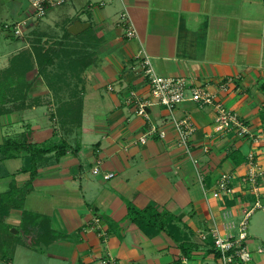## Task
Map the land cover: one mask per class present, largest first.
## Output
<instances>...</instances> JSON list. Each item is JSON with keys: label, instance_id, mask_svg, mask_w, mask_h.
I'll list each match as a JSON object with an SVG mask.
<instances>
[{"label": "crops", "instance_id": "0c3cea01", "mask_svg": "<svg viewBox=\"0 0 264 264\" xmlns=\"http://www.w3.org/2000/svg\"><path fill=\"white\" fill-rule=\"evenodd\" d=\"M64 5L66 13L54 25L68 31L75 21L83 24L72 35L87 66L66 74H39L34 67L24 75L29 88L0 115V143L6 137L38 146L66 143L62 154L38 156L32 180L21 171L24 156L0 160V194L13 187L21 197L4 217L21 238L8 262L103 264L112 257L114 264H183V258L184 264H219L211 237L200 235L213 228L221 236L237 235L244 210L252 205V197L242 192L252 143L234 133H213V109L191 101L172 110L152 106L149 119L137 115L131 93L144 97L149 85L133 68L134 54L143 49L159 76L183 78L215 93L257 130L264 119V0H69ZM122 11L136 30L133 38H125L118 23ZM12 38L21 44L0 71L27 47ZM227 78L234 84L220 92L218 85ZM183 117L196 127L190 154L174 126ZM151 124L165 136L139 143ZM258 161L264 168V144ZM95 166L98 174L92 172ZM222 172L234 176V197L205 194L204 187ZM108 173L113 176L106 178ZM129 206L167 213L173 228L142 229L131 220ZM22 211L32 217L24 226ZM95 215L105 236L89 228ZM246 232L253 257L245 264H264V254L256 252L264 247L263 209L248 215Z\"/></svg>", "mask_w": 264, "mask_h": 264}, {"label": "built area", "instance_id": "2783aa9c", "mask_svg": "<svg viewBox=\"0 0 264 264\" xmlns=\"http://www.w3.org/2000/svg\"><path fill=\"white\" fill-rule=\"evenodd\" d=\"M27 1L28 5L22 12V14L26 13V16L21 20L3 25L4 30L10 32L12 36H23L24 30L29 23L36 22L39 18L45 16L50 8L61 5L69 0ZM118 23L123 30L125 38L129 39L136 36V30L126 11L119 13ZM134 60L136 61V65L133 68L147 79L149 85V94L144 97H138L134 92L131 93L136 103L137 115L149 119L148 109L152 106H163L172 110L184 101H191L200 108L211 107L213 109V133H234L238 137L247 138L251 141L252 147L246 154L245 159L247 169L243 175L242 192L252 197V205L248 210H244V217L239 223L237 235L228 234L221 236L216 228L211 229L206 234L200 235L202 239H205L208 235L211 237V248L216 254L219 264H245L249 262L253 257V252L245 245L247 238V217L254 210H264V168L258 161L259 147L264 144V119L257 130H251L249 125L234 111L228 108L215 93L199 85H187L183 78L157 75L153 70L150 57L143 49L134 54ZM233 84L234 79L227 78L218 85V89L220 92H229ZM174 126L179 135L180 145L184 146L187 153L190 154L188 141L196 130L194 123L189 117H183L175 120ZM154 135L162 138L165 136V133L158 131L157 127L151 124L147 131L138 138V142L144 144L148 137ZM202 151L207 152L208 147L203 146ZM192 161L195 166H198V159L192 158ZM92 172L93 174H98L99 168L95 166ZM197 175L198 180L202 183L204 176L199 168L197 169ZM112 176L113 173L106 174V178H111ZM235 192L234 176L232 173L227 172L220 173L212 185L206 188L204 187V193L216 199L234 197ZM89 228L105 236V232L101 227V219L98 215L93 217ZM256 252L264 254V247L257 248ZM187 261V258H183V264L187 263ZM102 263L114 264L115 260L112 257L104 258L102 259Z\"/></svg>", "mask_w": 264, "mask_h": 264}, {"label": "trees", "instance_id": "16d2710c", "mask_svg": "<svg viewBox=\"0 0 264 264\" xmlns=\"http://www.w3.org/2000/svg\"><path fill=\"white\" fill-rule=\"evenodd\" d=\"M65 36L73 37L71 33L65 30ZM41 43V41L39 42ZM45 46L41 43L36 46H31L30 50L22 51L10 59V64L3 69L0 73V115L8 111L5 105L17 96L23 95L29 88V83L24 81V75L37 67L39 74H45L47 67L52 64L53 52L52 49H45ZM82 58L76 61H69L71 66H80L79 69L86 67L87 65L82 62ZM23 92V94H21ZM66 143L60 145L51 146H38L34 143H30L24 138L19 137H6L0 143V160L5 158H12L17 156H24V163L21 168L22 172H28L29 178L32 180L36 173L38 156L50 151H56V153L62 154L65 150ZM64 148V150L62 149ZM61 149V150H60ZM16 190L13 187H9L7 191L0 194V218H4L9 209L20 204L21 197L16 196ZM20 207V205L18 206ZM129 214L131 220L138 224L142 229H146L148 226L153 229L152 232H157L164 228H173L171 224L172 218L166 214H161L154 211L152 208L145 210H137L133 206H129ZM167 217V218H166ZM31 215L25 211H22L21 224L24 226L27 220L31 219ZM166 218V220H165ZM5 228L4 237L0 240V250L3 253L2 256L6 257L9 253V258L13 253L14 247L21 242V239L17 234H13L9 228L10 226H3ZM148 227V228H149ZM11 245V248L9 246ZM182 253L185 257H188L189 251L186 247L182 248Z\"/></svg>", "mask_w": 264, "mask_h": 264}, {"label": "rangeland", "instance_id": "374dc122", "mask_svg": "<svg viewBox=\"0 0 264 264\" xmlns=\"http://www.w3.org/2000/svg\"><path fill=\"white\" fill-rule=\"evenodd\" d=\"M18 3L19 0H0V66H4V60L7 58V55L21 44L19 41L12 38L10 32L5 31L3 28L4 24L21 20L26 16V13L20 15L16 14V6ZM64 7L65 5H58L49 9L45 16L26 26L23 36L16 38L23 43V46H27L23 51H27L28 48L31 49L33 45L37 47V45L41 43L45 46V49L54 50V61L46 68L47 72L50 74H66L76 71L79 65L78 67H73L70 65L69 61H76L80 59V57L82 59L87 58V56L82 54L83 51L80 50L81 48H79V40L75 36H65V28L61 26L60 23L54 25V20L56 18H60V16L64 17L63 13H66V11L63 10ZM40 41L41 43H39ZM85 64H87V59ZM2 71L3 70H1L0 73ZM4 220V218H0V240L5 234L4 231L6 227L3 226H6L7 223H5ZM12 229L17 230L18 228L10 224L9 230L11 231ZM9 248H11V245ZM1 252L0 250V264L9 263L10 253L4 257Z\"/></svg>", "mask_w": 264, "mask_h": 264}, {"label": "water", "instance_id": "95a60500", "mask_svg": "<svg viewBox=\"0 0 264 264\" xmlns=\"http://www.w3.org/2000/svg\"><path fill=\"white\" fill-rule=\"evenodd\" d=\"M27 5H28V1L27 0H22L21 1L20 8H19V11H18L19 15L22 14V12L24 11V9L26 8ZM82 26H83L82 23H80L79 21H75V22L72 23V25L67 30L71 34H77ZM11 232L12 233H16L15 229H12Z\"/></svg>", "mask_w": 264, "mask_h": 264}]
</instances>
